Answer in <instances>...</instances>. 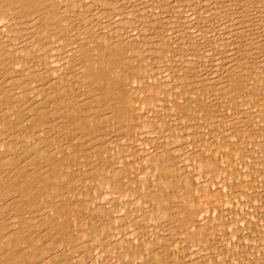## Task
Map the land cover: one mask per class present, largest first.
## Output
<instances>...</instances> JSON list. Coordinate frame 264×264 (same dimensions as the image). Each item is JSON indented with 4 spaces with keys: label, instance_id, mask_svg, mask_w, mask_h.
I'll return each instance as SVG.
<instances>
[{
    "label": "bare ground",
    "instance_id": "bare-ground-1",
    "mask_svg": "<svg viewBox=\"0 0 264 264\" xmlns=\"http://www.w3.org/2000/svg\"><path fill=\"white\" fill-rule=\"evenodd\" d=\"M0 264H264V0H0Z\"/></svg>",
    "mask_w": 264,
    "mask_h": 264
}]
</instances>
